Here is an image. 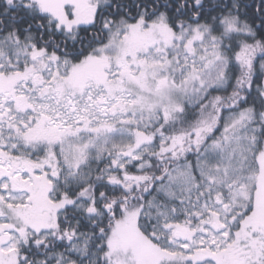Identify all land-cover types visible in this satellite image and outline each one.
<instances>
[{
	"label": "snow or ice",
	"instance_id": "obj_1",
	"mask_svg": "<svg viewBox=\"0 0 264 264\" xmlns=\"http://www.w3.org/2000/svg\"><path fill=\"white\" fill-rule=\"evenodd\" d=\"M0 264H264V0H0Z\"/></svg>",
	"mask_w": 264,
	"mask_h": 264
}]
</instances>
